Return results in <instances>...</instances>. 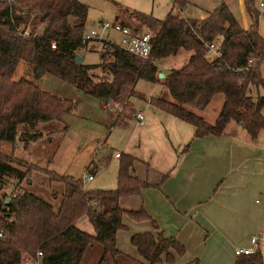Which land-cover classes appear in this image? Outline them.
I'll return each mask as SVG.
<instances>
[{
  "label": "trees",
  "instance_id": "trees-1",
  "mask_svg": "<svg viewBox=\"0 0 264 264\" xmlns=\"http://www.w3.org/2000/svg\"><path fill=\"white\" fill-rule=\"evenodd\" d=\"M184 4V0H171V8ZM20 5L36 12L33 23L40 22L41 26L35 36L22 37L7 21L5 9L0 10V141L13 144L16 138H34L18 133L19 126L58 119L75 108L72 100L41 90L29 81L11 80L19 61L31 67L35 77L52 75L99 104L117 102L122 110L112 113L113 124L122 125L132 115L130 97L144 99L133 88L140 79L161 86L158 94L149 97L148 106L191 125L193 138L218 136L230 122L239 126L249 141H255L264 130V37L257 33L255 0H242L245 29L222 1L198 19L184 18L171 10L162 19L124 11L114 16V23L148 31L149 57L141 59L101 41L97 65L74 61V50L85 46L80 40L87 12L83 3L17 0ZM21 20L26 22L27 16ZM193 26L194 32L190 29ZM218 39L220 56L211 57L204 44ZM181 51L189 52L186 62L158 78L160 61ZM243 67L246 70L236 71ZM95 68L100 75L91 73ZM258 88L263 90L261 94L256 93ZM216 94L222 96L221 105L209 122L200 112ZM117 156L112 189H86L81 178L50 171L49 179L62 185L54 208L20 187L22 181H28L25 177L30 166L0 152V264H18L22 256H33L36 251L41 253L38 264H86L89 252L96 256L94 264H171L175 256L182 255L183 246L173 237H164L152 221L151 232L129 238L141 261L115 248V232L125 227L122 215L132 220L149 219L142 208H119V198L138 194L148 185L131 175L132 156ZM9 186L12 188L7 191ZM81 216L91 225L92 235L75 227ZM235 264H264V248L262 254L237 256Z\"/></svg>",
  "mask_w": 264,
  "mask_h": 264
},
{
  "label": "crops",
  "instance_id": "crops-1",
  "mask_svg": "<svg viewBox=\"0 0 264 264\" xmlns=\"http://www.w3.org/2000/svg\"><path fill=\"white\" fill-rule=\"evenodd\" d=\"M220 1L230 11L234 7L233 16L245 29L247 20L242 0H184V7L178 9L181 17L187 18L182 14L187 4L209 12ZM257 33L261 36L258 25ZM188 55L189 52L181 51L167 56L160 61L158 70L177 69ZM152 87L158 91L161 88L159 83ZM128 101L133 112L122 125L113 124L111 111L104 110L109 114L111 127H107L120 128L126 134L113 159L118 160L116 153L132 156L131 175L146 182L148 187L138 194L119 198L118 206L124 211L142 208L149 219L132 220L122 215L121 223L125 227L115 232V248L141 261L129 238L132 234L151 232L152 221L164 237H173L184 248L183 254L175 256L171 264H192L194 260L196 264H235L233 250L248 247L251 235L264 233V142L258 136L255 141H249L232 122L218 136L193 138L191 125L148 105L143 122L138 124L134 121L133 103L130 98ZM91 164L92 161L87 165V174L92 178L95 168L94 165L90 168ZM115 175L114 186L95 188H114ZM256 195L262 196L260 204L257 199L251 204ZM74 225L93 234L84 216Z\"/></svg>",
  "mask_w": 264,
  "mask_h": 264
},
{
  "label": "rangeland",
  "instance_id": "rangeland-1",
  "mask_svg": "<svg viewBox=\"0 0 264 264\" xmlns=\"http://www.w3.org/2000/svg\"><path fill=\"white\" fill-rule=\"evenodd\" d=\"M78 1L87 8L84 23L85 32L89 30L100 31L99 22L112 24L114 23V16L123 15L124 11L141 12L149 14L156 19H162L170 10L173 14L176 13V8L178 9L176 6L171 8V0ZM258 1L255 0V5ZM262 1L264 2V0ZM257 11V25L260 26L261 36L264 37V11H260L258 8ZM207 12H202L194 4H187L182 14L187 18L196 16L201 18ZM230 12L235 15L234 7H232ZM102 37L115 43L119 40L118 35L110 28L102 33ZM100 47L101 45L93 43L86 46L81 54V62L86 65L99 64ZM91 73L100 75V70L95 68ZM160 73L166 74L167 71L161 68ZM20 79L31 82L41 90L75 102L74 110L61 114L58 119L37 122L33 126H19L18 133L29 136L34 135V138L23 137L24 140L16 138L13 144L0 141V152L4 154L10 153L13 157L26 162L30 166V171L25 177L28 181H22L20 187L49 202L56 208L59 202V195L62 192V185L59 182L50 180L48 173L51 171L57 175L81 178L84 174H87L89 169L87 165H89L90 161L93 162L94 167L92 164L89 167L95 169L91 180L83 183L84 188L94 189L97 186L110 188L108 186H114L113 178L118 160L113 159V153L118 150L124 140L125 130L107 127L110 125L109 114L104 111L106 109L100 107L97 101L52 75L43 74L35 77L31 67L21 61L18 62L11 77L13 81ZM133 88L144 98L130 97L135 110L134 114L138 111L143 113L147 109L145 100L160 91L157 88H153L152 84L140 79L135 81ZM262 91L261 88H258L256 93L261 94ZM221 97L220 94L214 95L200 112V115L207 121L212 122L218 113ZM262 114L264 116V107L262 108ZM258 140L264 142V130H261L258 134ZM11 188L12 186H9L6 190L8 191ZM254 199H257L260 204L262 196H254L252 202H250L251 204L254 203ZM95 260L96 256H94L93 252H89L86 264H94Z\"/></svg>",
  "mask_w": 264,
  "mask_h": 264
},
{
  "label": "built area",
  "instance_id": "built-area-1",
  "mask_svg": "<svg viewBox=\"0 0 264 264\" xmlns=\"http://www.w3.org/2000/svg\"><path fill=\"white\" fill-rule=\"evenodd\" d=\"M257 8L260 11H264V2L258 1L256 4ZM5 9L6 18L7 21L13 26L14 30L22 37H33L36 34H38V31L40 29L41 23H33V21L36 19V16L38 15L36 12L33 11H27L25 6L20 5L17 6V0H0V10ZM176 14L181 16V11L176 8ZM27 16V21L23 22L21 18ZM110 28L114 33L118 35V42L115 43L114 41H111L109 39H103L102 33L106 29ZM196 26L191 27L190 29L194 32ZM99 30L100 31H94L89 30L88 32H83L80 40L85 46H81L74 50L75 55H81L83 50L92 43H98L101 44V41L108 42L111 45H114L115 47H118L119 49L132 54L134 56L140 57L141 59H146L149 57L150 53V43L149 38L150 35L148 31L142 29V30H133L131 28H128L126 26H121L118 23H112L108 24L107 22H99ZM206 52L211 57H219L220 56V39L205 43ZM50 48H54V44H50ZM263 71H264V64L262 65ZM246 70V67H243L241 69H237L236 71H244ZM147 105L149 104V98L145 100ZM100 107L103 109L111 110L112 113H120L122 108L120 105L113 101L109 100L105 103L100 104ZM118 111V112H116ZM134 121L138 124H141L143 122V113L142 111H138L134 115ZM116 153L114 156H117ZM91 179V175H83L81 177L82 184L85 181H88ZM1 235V234H0ZM248 247H240L235 248L233 250L234 255L240 256V255H249L254 252H257L259 254H262V250L264 248V233L257 234V235H251L248 239ZM41 256L40 251H36L33 256L24 255L21 257L20 262L18 264H38L39 263V257Z\"/></svg>",
  "mask_w": 264,
  "mask_h": 264
},
{
  "label": "water",
  "instance_id": "water-1",
  "mask_svg": "<svg viewBox=\"0 0 264 264\" xmlns=\"http://www.w3.org/2000/svg\"><path fill=\"white\" fill-rule=\"evenodd\" d=\"M74 61H76V62H81V56H79V55H76L75 57H74ZM157 77L158 78H161L162 77V74L161 73H158L157 74Z\"/></svg>",
  "mask_w": 264,
  "mask_h": 264
}]
</instances>
